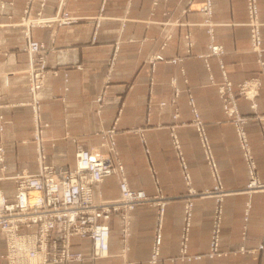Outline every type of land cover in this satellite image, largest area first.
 <instances>
[{"label": "crops", "instance_id": "0c3cea01", "mask_svg": "<svg viewBox=\"0 0 264 264\" xmlns=\"http://www.w3.org/2000/svg\"><path fill=\"white\" fill-rule=\"evenodd\" d=\"M203 1L106 0L94 42L91 17L98 14L101 0H67L66 7L82 20L54 31L31 29L32 38L43 43L40 54L46 56L49 68L57 71L46 77L40 90V118L45 122L43 162L73 169L76 147L99 145L100 132L113 125L116 155L112 157L122 164L130 189L160 194L165 201L160 222L157 205L140 203L131 212L127 257L136 264H148L158 226L161 242L156 264H264V191L250 196L241 192L248 172L234 127L221 108L216 84L223 80V74L219 57L209 54V43L222 47L225 75L234 89L249 77L261 81L255 110L244 97L238 96L237 104L248 118L246 133L262 181L264 118L257 115L264 113V76L250 48L245 0H211L212 37L203 24ZM26 2L0 0V102L5 121L0 133V190L9 197L15 189L12 176L38 169L32 110L23 104L30 99L25 73L28 56L20 25ZM257 3L260 59L264 62V0ZM57 5L58 0H46L40 8L39 0H33L30 13L41 10L42 15L50 16ZM155 53L165 60L151 64L148 58ZM174 58L180 61H168ZM190 99L203 120L217 178L229 192L219 203L218 253L212 256L208 255L209 243L218 203L214 195L188 194L189 186L201 192L211 190L216 183L192 124ZM160 102H165L164 106ZM174 109L177 118L172 117ZM170 127L178 140L189 185ZM93 188L95 192L99 189L103 200L119 195L115 175ZM188 200L192 202L189 219L185 215ZM109 226L107 256L91 258L90 241L73 237L72 246L85 258L60 264H122L117 215H111ZM56 234L54 230L52 235ZM4 251L0 234V264H6L1 256Z\"/></svg>", "mask_w": 264, "mask_h": 264}, {"label": "built area", "instance_id": "2783aa9c", "mask_svg": "<svg viewBox=\"0 0 264 264\" xmlns=\"http://www.w3.org/2000/svg\"><path fill=\"white\" fill-rule=\"evenodd\" d=\"M46 0H39L40 8L45 5ZM33 0H27L23 14L20 17L22 35L25 40L24 51L28 56V66L25 69L30 99L23 102L30 106L34 123L33 141L37 148L38 169L34 173L22 171L11 178L15 183L13 196L9 197L0 190V234L3 237L5 251L1 255L6 264H60L65 262H81L85 255L79 249L72 246V238L78 237L88 239L91 243V258H101L108 254V241L110 234L109 221L112 214L118 216L121 224V256L122 264H136L134 260L127 257L129 249V238L131 236V212L140 203L154 204L162 214L165 201L162 195H148L142 190H132L128 186L125 171L116 155L114 134L116 128L112 125L100 132L99 145L76 147L75 167L69 169L64 165L45 164L41 142L42 128L45 122L40 118V90L49 74L56 75L55 69H50L44 54H40L43 43L33 39L31 29L35 27L52 28L56 30L59 26H70L78 23L83 17L75 15L67 7V0H58L56 12L53 15H42L38 10L31 15ZM106 0H101L99 12L91 17L94 21L92 41L96 39L98 26L102 19V11ZM247 13V25L249 28V40L251 51L256 55L259 66L264 76V62L260 59L261 35L260 20L258 14L257 0H245ZM200 10L204 13L203 24L212 37L213 23L211 21V0H204ZM85 18V17H84ZM170 34L167 35V37ZM54 39V38H53ZM52 39V40H53ZM188 45L189 42L187 41ZM209 54L219 57V66L223 74V80L217 83V92L225 117L232 123L242 151L244 162L248 172V181L242 189V193L249 196L254 192L264 191V181L260 180L256 172V164L251 151V146L246 133V122L238 108L237 97L241 96L249 100L250 107L255 110V97L261 85L259 77H249L236 85L234 89L232 82L225 75L224 65L221 60L223 49L212 41L208 45ZM157 60H165L162 54L155 53L148 58L151 64ZM173 63L180 58L170 59ZM173 82V81H172ZM176 95L178 90L173 85ZM0 86V99H1ZM100 103L101 99L97 98ZM192 124L195 127L200 144L204 151L211 175L216 183L211 190L196 191L189 186L190 196L214 195L218 205L215 209L214 220L211 228L209 252L212 256L218 253V239L220 232V201L229 192L224 190L217 178L216 162L210 150L208 137L205 132L203 120L193 106L192 99ZM164 106L165 102H160ZM0 102V133L4 129V119L1 112ZM173 118L178 117L174 109ZM257 118H264V113L258 114ZM170 135L175 149H177L180 163L183 168V177L189 185V177L185 170V164L179 152L176 134L170 127ZM103 150H102V149ZM3 159V146L0 142V160ZM115 175L118 178L119 195L115 199L103 200L100 191H94V186H99L105 177ZM159 198V199H158ZM156 199H158L156 201ZM249 205V203H247ZM192 208L190 200L185 203V215L189 219ZM56 230L57 234L52 235ZM185 235H183V240ZM161 242L160 228L154 235L152 249L147 260L148 264H156ZM181 253H185V243L182 242ZM184 257V255H183ZM195 255L194 258H198ZM188 259L191 256H187Z\"/></svg>", "mask_w": 264, "mask_h": 264}]
</instances>
